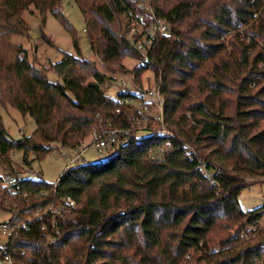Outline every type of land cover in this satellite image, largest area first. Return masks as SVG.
Listing matches in <instances>:
<instances>
[{
  "label": "trees",
  "instance_id": "16d2710c",
  "mask_svg": "<svg viewBox=\"0 0 264 264\" xmlns=\"http://www.w3.org/2000/svg\"><path fill=\"white\" fill-rule=\"evenodd\" d=\"M74 1L103 65L116 72L126 58L138 57L128 39L127 3ZM63 2L0 0V104L37 125L32 135L13 140L0 114L5 175L15 171V151H24L29 164V152L42 160L57 145L79 149L108 122L128 126L118 101L103 89L113 78L83 58L76 35L77 55L64 53L50 67L31 62L12 42L28 34L23 15L32 6L68 26ZM155 8L171 35L156 40L149 65L136 67L134 78L154 72L165 125L174 133L169 150L153 160L150 153L167 140L132 134L105 161L83 159L56 183L19 179L13 195L0 176L7 222L26 221L8 239L7 252L0 246V258L10 254L16 264H264V206L245 211L239 203L243 189L264 181V0H155ZM67 197L77 203L72 215L54 222L46 215V230L37 219L27 222Z\"/></svg>",
  "mask_w": 264,
  "mask_h": 264
},
{
  "label": "rangeland",
  "instance_id": "374dc122",
  "mask_svg": "<svg viewBox=\"0 0 264 264\" xmlns=\"http://www.w3.org/2000/svg\"><path fill=\"white\" fill-rule=\"evenodd\" d=\"M32 11L34 13H32ZM62 13L68 21V26L63 24L51 13L42 17L34 6H32L30 10L24 12L23 17L29 27V32L28 34L13 37L12 42L15 45L22 46L26 50L28 59L31 62L50 67L52 64L62 61L64 53L77 55L74 44V36L76 35L83 58L92 61L100 73L105 74L108 78H113V80L106 82L103 87L104 91L108 88L105 92L108 97L113 99L118 97L120 88L117 82L125 81L130 86L137 85L141 87H152L158 84L154 72L150 69L146 70L141 75L139 82H136L134 78V69L139 65L134 58H126L123 61V69L118 67L116 72L108 66L103 65L100 58L95 55L91 48L85 19L74 0H64ZM49 78L51 81L61 82V79L54 73H50ZM0 114L5 129L13 140H19L24 136H30L37 129L36 122L31 116H24L11 106L4 108L0 104ZM141 136L148 137L149 134L142 132ZM92 140L91 134L85 140L84 145L80 147L86 163H100L105 161L107 156L98 153L94 144H92ZM78 154L79 152L75 149L57 145V147L42 160H36L34 154L29 152L26 156L29 164H25L24 151H15L12 153L15 171L14 173L8 174L15 178L19 175L23 177L32 175L37 178L40 177L45 182L56 183L66 170L82 164V161H75ZM5 173V170L0 167V176H5ZM239 203L245 211L263 207L264 181L243 189L239 196ZM9 219L10 213L0 209V246L8 242V237L1 232V226L9 221ZM261 223L264 224V216Z\"/></svg>",
  "mask_w": 264,
  "mask_h": 264
},
{
  "label": "built area",
  "instance_id": "2783aa9c",
  "mask_svg": "<svg viewBox=\"0 0 264 264\" xmlns=\"http://www.w3.org/2000/svg\"><path fill=\"white\" fill-rule=\"evenodd\" d=\"M123 1L129 5L127 15L128 39L138 53V57L134 58V60L139 66L147 67L156 40L160 37L170 36V27L167 20L157 12L155 0ZM244 30V25L240 24V33H243ZM229 36H232V32H229ZM228 50L233 52L234 48L229 46ZM117 84L120 88V93L116 98L119 103L117 113L126 117L128 126L124 127L123 125H114L108 122L106 127L93 131L92 144H94L98 153L108 156L120 146L129 144L132 140V134L138 138H144V136H141V133L145 132L149 136L156 135L167 140L168 144L154 149L150 153V157L153 160L163 158L169 150V144L174 133L165 125V101L160 86L158 84L152 87L130 86L125 81L117 82ZM76 150L79 154L75 161H83V152L80 148ZM191 152H193L192 148L189 150V153ZM28 177L35 176L26 175L23 177L19 175L15 178L10 174L3 175L4 185L8 189H11L12 194L15 195L16 191L12 189V186L16 184L17 180ZM215 182L213 180L212 183L214 184ZM75 209H77V203L74 199L71 197L63 198L59 203L51 205L44 211L37 212L32 218H28L27 222L37 219L43 224L42 229L46 230V225L43 220L46 215H51V219L54 222L56 218H65L67 215H72ZM25 225L26 221L15 224L5 222L1 226V232L10 239L16 236L18 231ZM244 237L249 238L248 235H244ZM1 247L4 252H7L8 248L6 244ZM0 264L16 263L10 254H5L4 257L0 258Z\"/></svg>",
  "mask_w": 264,
  "mask_h": 264
}]
</instances>
